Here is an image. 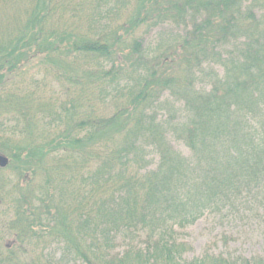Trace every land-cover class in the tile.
Wrapping results in <instances>:
<instances>
[{
    "label": "trees",
    "instance_id": "16d2710c",
    "mask_svg": "<svg viewBox=\"0 0 264 264\" xmlns=\"http://www.w3.org/2000/svg\"><path fill=\"white\" fill-rule=\"evenodd\" d=\"M261 7L264 0H30L24 16H8L0 115L23 123L28 138L0 141L9 158L0 188L15 194L4 223L14 238L0 244V264H264L261 255L181 263L190 245L178 230L256 205L264 222ZM166 23L186 32H166L155 46L136 34ZM120 242L127 249L116 255ZM39 245L54 246L38 255Z\"/></svg>",
    "mask_w": 264,
    "mask_h": 264
},
{
    "label": "rangeland",
    "instance_id": "374dc122",
    "mask_svg": "<svg viewBox=\"0 0 264 264\" xmlns=\"http://www.w3.org/2000/svg\"><path fill=\"white\" fill-rule=\"evenodd\" d=\"M73 1L77 0H59V2L63 3ZM29 3L30 0H3L2 3L0 0V29L4 27L8 16L11 17L15 15L16 12H20L24 16L25 7ZM115 5L116 4H113L111 6ZM111 6H108V8ZM63 13H65V11L60 10L56 13L55 16L57 18L62 17ZM128 13L129 11H127V7H125L122 13L124 18L125 16H128ZM256 13L259 16L264 15V8H258L256 10ZM68 15L71 17L74 16V14H72L70 11H68ZM137 29L138 30L136 31V34H138V36L143 39V42L145 44L151 46H155V40H158L160 35H167L166 32H170V35L172 34V32L180 34L186 32V28L184 26H177L171 23L159 25L154 28L143 25L141 27H138ZM217 69L219 70V72H222L221 67L217 66ZM20 81L28 83V79L25 78L21 79ZM27 87L28 85L22 86L21 84L22 91H25ZM15 125H17L16 129ZM23 126V123L15 121L11 116L0 115V141H7L14 144L15 142L27 139L28 135L21 132ZM171 137L176 139L173 136ZM174 139L173 144L176 148H178L184 154H189L191 152L190 149L185 146V144H183V142L181 143V141ZM3 174L8 175L10 179H16L15 174H10V171L4 172ZM6 181H8V179ZM9 188L10 187L8 186L7 189ZM7 189L0 188V198H2V195H6L7 192V195L5 197L3 196V201L0 204V244L13 242L14 238L13 232L7 230V227L4 224L7 219H9L5 211L11 214V212L8 211V198L9 196H11L9 195V193L11 192ZM11 194L15 196V194ZM254 208V210L248 209L235 216L226 215V212H223L222 214L208 213L193 225H190L183 229H178L180 233L179 241H183L190 245V249L183 253L180 262H190L193 259L205 258L207 255L209 256L208 258H211L212 256L225 257L227 259L240 255H245L247 258H251V256L256 255L264 256V222L261 221L260 217L258 216L260 215L259 213L262 212V209H259L260 206L258 205H256ZM224 236H228L229 239H224ZM53 246L46 247L45 245H43L44 250H42L40 249L39 245L36 249V253L38 255H40L41 253L46 255L49 249ZM10 247L11 246H9L8 248ZM126 249V244L120 242L117 249L115 250V254L123 255ZM33 254L34 253L32 252H28L27 254L22 256L23 260L25 258H29ZM69 261L70 262L66 264H82L81 261L73 257H71Z\"/></svg>",
    "mask_w": 264,
    "mask_h": 264
},
{
    "label": "water",
    "instance_id": "95a60500",
    "mask_svg": "<svg viewBox=\"0 0 264 264\" xmlns=\"http://www.w3.org/2000/svg\"><path fill=\"white\" fill-rule=\"evenodd\" d=\"M8 162H9V159L6 156L0 154V166L6 167L8 165Z\"/></svg>",
    "mask_w": 264,
    "mask_h": 264
}]
</instances>
